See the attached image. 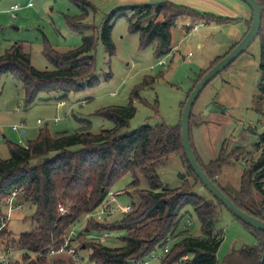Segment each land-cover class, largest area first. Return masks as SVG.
<instances>
[{
    "label": "rangeland",
    "instance_id": "1",
    "mask_svg": "<svg viewBox=\"0 0 264 264\" xmlns=\"http://www.w3.org/2000/svg\"><path fill=\"white\" fill-rule=\"evenodd\" d=\"M87 1L89 5L81 7L72 0H0V57L20 42L37 70L52 71L54 66L44 56L46 48L51 47L66 54L82 47L85 36L99 34L113 13L130 6V3L123 0ZM221 2L227 10L216 9V13L212 14L234 20L205 23L188 16L177 19L171 29V51L161 57L156 56L153 45L144 49L140 35L131 31L128 19L134 13L118 12L111 19L112 39L116 49L114 56L110 57L101 42L94 53L99 79L94 88L68 94L41 93L32 103H28L25 87L19 78L4 76L0 82V158H10L9 144L28 146L44 129H48L52 136L65 132L74 134L86 125V121L90 123V130L94 134L114 128V123L101 117L98 112L101 109L127 106L130 95L136 89L139 90V96L133 99L135 111L129 122V132L145 126L178 127L181 124L183 104L201 77L244 38L247 21L250 19L247 30L252 22L251 10L242 1ZM162 3L153 0L151 5ZM15 5L21 9L16 13L17 18L13 19L10 10ZM77 18L80 20L78 23ZM134 18L141 27L148 25L149 21ZM153 20L155 23L167 24L163 16L154 17ZM73 22L77 24H73L78 27L77 30L70 26ZM160 62H165V65L160 66ZM260 65L261 45L257 38L246 53L210 82L193 111L191 132L197 156L204 165H223L215 175L216 180L233 198L242 193L243 176H251L250 170L261 155L257 148L264 134V99L261 91L263 73ZM212 102L224 113L201 118L203 109ZM39 121L43 124H39ZM15 127L19 130L15 131ZM20 139L22 144L19 143ZM32 164L35 165L34 162ZM157 171L164 187L173 190L183 188L186 179H181L180 175L184 174L187 175L189 186L196 185V194L213 200L199 182L196 183L188 176L191 170L179 156L173 155L159 162ZM140 178L141 189H149L148 182ZM131 182V176L121 180L112 190L115 196L109 199L111 202L69 230V246L77 250L84 264L89 262L90 250H82L83 243L100 242L110 248L123 245L121 238L126 237V231L111 229L91 233L86 227L92 218L111 228L118 225L125 214L122 210L137 202L134 192L131 191V195L125 194ZM249 186V183L246 184L247 191L250 190L246 197L248 207L261 209L264 195ZM112 209L117 212L112 214ZM34 212L35 208L24 207L11 216L8 230L15 239L38 226V223L30 219ZM184 213L178 232L187 231L192 238L203 237L201 222L193 209L187 208ZM217 230L223 233V243L216 254L219 264L254 262L246 260V253L241 252L259 247L257 236L225 207L220 208ZM105 234L110 237L101 239ZM175 243L176 240L170 241V249ZM4 251V244H1L0 254L7 253ZM162 256L163 250H158L144 264H161ZM56 257L73 263L75 260L67 254ZM8 261V264H24L21 253L13 248Z\"/></svg>",
    "mask_w": 264,
    "mask_h": 264
},
{
    "label": "trees",
    "instance_id": "2",
    "mask_svg": "<svg viewBox=\"0 0 264 264\" xmlns=\"http://www.w3.org/2000/svg\"><path fill=\"white\" fill-rule=\"evenodd\" d=\"M72 1L81 7L89 5L87 0ZM257 1L263 10L262 28L258 39L261 45V91L264 99V0ZM127 11L134 13L128 20L131 31L140 35L141 46L145 49L153 45L158 57L170 53L171 29L179 18L188 16L205 23L234 20L223 19L211 13H199L192 8L170 2L127 6L113 13V17L107 20L99 34L85 36L82 47L66 54L51 47L46 48L44 56L47 62L54 66L52 71L37 70L32 65L30 55L24 50V45L16 43L0 57V82L4 76L19 78L25 87L28 103H32L41 93L68 94L94 88L99 83L94 57L97 45L101 42L110 57L114 56L116 49L112 39L111 19L118 12L126 14ZM161 16L167 19V24L155 23L154 17ZM134 17L149 21L148 25L141 27L134 21ZM78 21L80 20L77 18L76 22ZM73 24L76 23H70V26L77 30L78 27ZM138 92L136 89L130 95L127 106L101 109L98 112L101 117L114 123L112 129L94 134L90 130V123L86 121V125L74 134L65 132L52 136L48 129H44L27 148L9 144L10 158H0V246L4 244V252L16 249L21 253L24 264H74L59 257L50 259V253L64 246L68 241L69 230L107 204L109 199L115 196L113 188L121 180L131 176L132 182L125 192L131 195L132 191L137 198V202L131 206V211L124 214L123 220L113 228L102 225L93 218L87 222L86 227L91 233H102L111 229L126 231V237L121 238L123 245L110 248L100 242L83 243L81 249L90 250L88 260L95 264H144L156 251L163 250L171 240H176L177 243L172 246L161 264H219L216 254L223 243V233L217 230V223L220 208L224 206L209 192L213 200L196 194V185L189 186L187 178L184 180L186 185L181 189L173 190L163 186L157 164L173 155L179 156L188 164L191 170L188 175L190 178L196 183L201 182L185 157L181 124L176 128L160 125L156 128L141 127L135 132L128 131L130 119L135 111L133 99L139 96ZM192 119L193 113L191 129ZM191 143L197 160L208 177L238 208L264 222V204L261 209H252L248 207L246 198L250 192L246 189L248 183L249 187L264 195V134L257 146L261 151L260 158L250 170L251 176H243V191L235 198L216 180L215 175L221 171L223 165H204L199 160L192 142V132ZM140 177L148 182L149 189H141ZM201 186L203 187L202 184ZM15 190L20 191L18 202L24 207L35 208L30 219L33 223H38L35 229L21 234L18 239L8 230L9 224L2 228L5 200ZM60 207H64L67 213L61 214ZM187 208H192L201 222L203 237L192 238L188 236L187 231L178 232ZM245 226L257 236L259 247L245 249L241 253H246V260L254 261L250 264H264V233Z\"/></svg>",
    "mask_w": 264,
    "mask_h": 264
},
{
    "label": "water",
    "instance_id": "3",
    "mask_svg": "<svg viewBox=\"0 0 264 264\" xmlns=\"http://www.w3.org/2000/svg\"><path fill=\"white\" fill-rule=\"evenodd\" d=\"M245 3L251 10L253 15L252 24L249 31L244 38L226 55L221 59L211 70L195 86L188 98L181 115V136L183 142L184 154L189 163L193 173L200 180L203 187L209 192L217 201H219L237 220L245 225H248L257 232L264 233V222L254 216L249 215L245 211L238 208L235 203L225 195V193L217 186V184L208 177L203 171L200 163L197 160L194 149L191 143V116L196 103L206 87L222 72L229 68L237 58H240L248 51L252 43L258 38L263 21V10L257 0H240ZM220 113V109L214 102L208 104L202 112L201 118L209 116L210 114ZM23 135L25 132L22 133ZM187 175H180L181 179H186Z\"/></svg>",
    "mask_w": 264,
    "mask_h": 264
},
{
    "label": "built area",
    "instance_id": "4",
    "mask_svg": "<svg viewBox=\"0 0 264 264\" xmlns=\"http://www.w3.org/2000/svg\"><path fill=\"white\" fill-rule=\"evenodd\" d=\"M31 6V4H30ZM21 9V7L19 5H15L13 7H11L10 13L13 19L17 18V12ZM165 62H160V66H164ZM154 68V67H153ZM114 95H116V93H114ZM39 124H43L42 121H39ZM15 131H18V128H14ZM19 143H23V141L20 139ZM27 148V146H25ZM20 194V191L15 190L11 193L10 196L7 197V199L5 200V209H4V219H3V227H6L7 224H9L10 220H11V216L17 212V211H22L24 209V205L20 202H18L17 197ZM113 202V201H112ZM125 214L129 213L131 211V206H127L122 210ZM112 214L116 213L117 211L115 209H112ZM60 213L61 214H66L67 210L64 207H60ZM110 237L109 234H105L101 237V239H106ZM69 239L66 242V244L64 246H62L60 249L58 250H53L50 253V259L55 258L56 256H61L64 254H67L69 256H71L72 258H74V264H84L83 261L81 262L78 252L77 250H75V248H70L69 247ZM170 242L169 244L163 249V256L160 257L161 260L164 259V257L170 252ZM10 256V250L7 251V253L5 254H0V264H8L10 263L8 261V255ZM87 264H95L94 262H88ZM136 264V263H133Z\"/></svg>",
    "mask_w": 264,
    "mask_h": 264
},
{
    "label": "crops",
    "instance_id": "5",
    "mask_svg": "<svg viewBox=\"0 0 264 264\" xmlns=\"http://www.w3.org/2000/svg\"><path fill=\"white\" fill-rule=\"evenodd\" d=\"M123 1H127L128 3H130V6H132V5H145V4L151 5L153 0H123ZM160 1H161V3L162 2H170V3L176 4V5H182V6L192 8L196 11L197 10H199V11L201 10L203 12L206 11L205 13H211V14L216 13L215 12L216 9H219L220 11H223L224 9L227 10L225 4L222 3L221 0H160ZM251 14H252V12H251ZM248 17L251 18L250 15H248ZM249 21H250V19L247 21L246 31L243 34L247 33ZM196 29H197V26L195 27V30ZM108 202H111V201L109 200Z\"/></svg>",
    "mask_w": 264,
    "mask_h": 264
}]
</instances>
